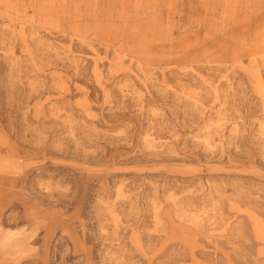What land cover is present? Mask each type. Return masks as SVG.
<instances>
[{
	"label": "rangeland",
	"instance_id": "1",
	"mask_svg": "<svg viewBox=\"0 0 264 264\" xmlns=\"http://www.w3.org/2000/svg\"><path fill=\"white\" fill-rule=\"evenodd\" d=\"M0 264H264V0H0Z\"/></svg>",
	"mask_w": 264,
	"mask_h": 264
}]
</instances>
